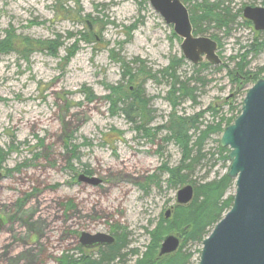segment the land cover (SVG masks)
Listing matches in <instances>:
<instances>
[{
	"label": "rangeland",
	"instance_id": "obj_1",
	"mask_svg": "<svg viewBox=\"0 0 264 264\" xmlns=\"http://www.w3.org/2000/svg\"><path fill=\"white\" fill-rule=\"evenodd\" d=\"M74 1L0 0V38L9 26L17 34L33 38H53L55 34L65 37L67 32H77L85 26L55 17L59 3L72 7ZM196 1L202 0L192 3ZM208 1H221L236 17L228 30L210 25L200 34L210 39L212 35L217 37L221 64L214 65L203 58L201 62L209 63L199 72L204 83L192 82L199 88L197 103L186 100L178 106V112L192 115L213 104L220 114L233 116L255 82L247 83L236 93L221 65L235 69L252 41L255 31L252 23H244L243 8L264 4L263 0ZM78 2L83 15L91 14L108 22L102 26V40L94 48L92 44L80 43L67 63L62 57L73 39L64 40L57 56L39 51L31 54L28 61L15 53L0 56V147H16L0 169V264H55L56 257L73 251L79 244L81 232L110 234L114 226L124 230L127 244L122 251L124 259L114 264H135L137 255L132 250L144 249L150 239L147 230L176 202L179 188L167 187V175L158 168L163 162L169 166L178 164L177 146L163 140L165 132L154 134L152 140L139 135L124 115H111L103 96L109 92L106 84L121 81V67L110 57L111 49L125 62L137 60L131 64L133 68L144 65L155 72L166 67L171 56L182 55L181 39L173 36L172 26L164 22L149 0ZM132 25L135 29L126 36V28ZM246 59L247 70L264 68V50ZM184 60L179 71L181 78L194 74L193 64ZM83 85L90 87L97 99L87 102L80 91ZM143 87L146 96L151 97L150 108L155 111L149 125L154 132L153 128L166 121L171 109L165 99L168 85L146 79ZM234 93L235 109L231 111L225 100ZM211 120L205 114L204 121ZM220 136L212 135L206 141V157L188 180L203 182L226 172L229 161L223 163L216 151ZM65 141L77 146L79 160L65 149ZM86 166L91 174L83 172ZM81 173L95 176L100 183L78 182ZM151 175L160 178V187L150 184L143 188ZM233 193L234 187L226 196ZM27 194H31L28 201L17 208V200ZM66 203L73 207L66 210ZM199 247L197 243L185 247L193 252L191 264H197Z\"/></svg>",
	"mask_w": 264,
	"mask_h": 264
},
{
	"label": "trees",
	"instance_id": "obj_2",
	"mask_svg": "<svg viewBox=\"0 0 264 264\" xmlns=\"http://www.w3.org/2000/svg\"><path fill=\"white\" fill-rule=\"evenodd\" d=\"M188 8L190 21L193 26V34L200 35L207 30L208 26L212 25L218 29L228 30L234 22L236 16L232 15L229 8L225 7L221 1L209 2L208 0L196 1L182 0ZM264 4V0H263ZM239 12H241L239 10ZM55 17L60 19H68L72 22L84 25L77 32H67L63 37L61 34H55L53 38H33L27 35L17 34L12 26L4 30L3 37L0 38V56L10 53H15L20 59L28 61L31 54L34 52H45L51 56H57L60 48L64 47L65 39H73L70 45L65 47V56L62 57L63 62L67 63L79 49L80 43L95 45L102 40V26L108 24L107 21L99 20L91 17V14L83 15V10L80 8L78 0L74 1V6L66 7L63 3H59L55 8ZM89 19L90 23L87 21ZM244 23L251 25L249 20L244 19ZM92 25V29L91 26ZM98 26V27H97ZM135 25L131 28H126V36L135 29ZM255 31V30H254ZM260 31H255L252 41L247 45L245 52L236 63L235 69H229L228 65L222 64L221 67L226 69L227 76L235 85V92L238 93L242 87L249 82H256L260 78H264V68H258L256 71L247 70L249 55L257 56L264 50V37ZM173 36L179 38L172 33ZM212 39L216 40L220 47V43L216 36L212 35ZM110 57L116 60L121 67V81L116 85H105L109 91L103 96L109 103L111 115L122 114L127 118L132 128L141 136L148 137L152 140V136L157 133L165 132L163 140L172 142L177 146L180 152L178 164L169 166L163 162L158 171L161 174H166L165 183L170 188H180L186 184H192L194 195L192 200L186 205L174 203L171 206L169 217L163 213L152 229L147 230L149 242L141 251L133 249L134 255H137L135 264H191L193 252L185 249L189 244H200L196 250L197 262L199 260L201 244L203 239L209 234L212 227L226 213L233 201V194L226 196V192L234 187V181L229 178L227 170L224 174L215 177L211 180L203 182H195L188 180L194 168L206 157L203 152L206 141L215 134L221 135L224 128L229 125L241 112V102L238 106L236 115L226 116L220 114L219 108L213 104L207 106L199 112L187 115L179 114L178 106L184 101L197 103V94L199 88L192 82L204 83V78L199 76V72L209 66L208 62H200L193 64L194 74L181 78L180 69L185 64L183 55H173L170 57L166 67L153 72L144 65H139L138 68H133L132 63H137V60L125 62L122 58L110 50ZM198 65V66H197ZM218 66V69L221 68ZM150 79L156 83L165 82L168 85L165 99L170 105V112L167 114L166 121L154 127V132L149 126L154 119V110L150 108L151 97H147L143 82ZM126 81L124 84L123 81ZM80 91L84 94L87 102H92L97 99L90 87L83 85ZM225 100V104L232 111L233 98ZM205 114L212 117L210 122L204 121ZM114 131V130H113ZM117 131V130H116ZM121 134V131H117ZM219 142V139L216 140ZM65 149L72 153L75 159L79 160L76 152L77 146L65 141ZM16 147L9 145L7 150L0 147V169L7 159L11 151ZM216 151L218 159L228 162V148L217 145ZM211 157L214 153H209ZM72 169L70 164L67 165ZM86 174H91V171L86 166L83 169ZM143 188L150 184L160 185V178L157 175H151L148 180L143 183ZM160 187V186H159ZM31 194H27L19 198L16 202V207L21 208L28 201ZM73 207L72 203L64 204L66 210ZM120 230V231H119ZM110 234L115 238V243L103 245L97 248L87 249L81 245L76 246L73 251H64L55 258V264H114L125 257L122 251L126 248L125 232L119 226L111 228ZM168 234L179 235L180 244L177 250L173 253L159 256V246L163 238Z\"/></svg>",
	"mask_w": 264,
	"mask_h": 264
},
{
	"label": "water",
	"instance_id": "obj_3",
	"mask_svg": "<svg viewBox=\"0 0 264 264\" xmlns=\"http://www.w3.org/2000/svg\"><path fill=\"white\" fill-rule=\"evenodd\" d=\"M149 3L181 39L184 59L192 64H199L203 58L214 65L221 64L217 42L193 34L189 11L182 0ZM242 15L252 22L254 30L264 32V6H245ZM219 146L229 149L227 175L234 181L233 201L203 239L197 264H264V78L246 91L241 112L224 128ZM2 177L0 172V180ZM77 180L90 185L100 183L95 176L84 173ZM193 195V186L186 184L177 190L175 201L186 205ZM169 213L170 209L166 210V217ZM78 241L90 249L114 244L115 238L108 233L81 232ZM179 244L178 235H166L160 243L159 256L175 252Z\"/></svg>",
	"mask_w": 264,
	"mask_h": 264
},
{
	"label": "flooded vegetation",
	"instance_id": "obj_4",
	"mask_svg": "<svg viewBox=\"0 0 264 264\" xmlns=\"http://www.w3.org/2000/svg\"><path fill=\"white\" fill-rule=\"evenodd\" d=\"M256 31V30H255ZM170 211H171V209H170ZM166 213V212H165ZM169 215H170V213H169ZM166 216V215H165ZM78 243H79V241H78ZM80 245V243L77 245V246H79Z\"/></svg>",
	"mask_w": 264,
	"mask_h": 264
}]
</instances>
